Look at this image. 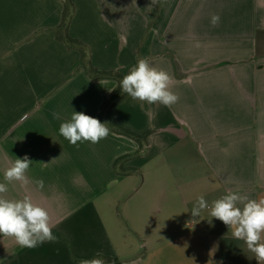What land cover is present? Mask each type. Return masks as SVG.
Masks as SVG:
<instances>
[{
    "label": "crops",
    "instance_id": "1",
    "mask_svg": "<svg viewBox=\"0 0 264 264\" xmlns=\"http://www.w3.org/2000/svg\"><path fill=\"white\" fill-rule=\"evenodd\" d=\"M71 1L68 33L87 45L94 68L124 76L149 58L172 77L179 100L166 107L125 95L110 108L113 123L148 133L143 146L109 125L97 144H70L60 124L73 111L107 122L103 106L119 81L90 74L59 40L64 0H0V182L27 155L28 194L59 237L34 249L0 237V264L97 255L121 264H257L226 225L191 209L200 196L209 204L228 192L264 197V0ZM7 186L9 198L25 194L18 182Z\"/></svg>",
    "mask_w": 264,
    "mask_h": 264
},
{
    "label": "clouds",
    "instance_id": "2",
    "mask_svg": "<svg viewBox=\"0 0 264 264\" xmlns=\"http://www.w3.org/2000/svg\"><path fill=\"white\" fill-rule=\"evenodd\" d=\"M210 23L214 27L218 25L220 16L212 15ZM171 80L169 73L154 66L149 58H139L120 80L119 89L122 94L141 104L158 103L171 107L179 100V96L170 90ZM53 116L59 119L57 113H53ZM108 125V122L102 123L83 112L73 111L70 119L60 124L59 134L74 146L77 142L97 144L108 137ZM32 163L27 155L16 158L4 171L5 182H0V237L14 239L22 249H34L44 243H56L59 240L53 232L54 225L48 209L35 203L28 194V186L32 181L27 173ZM12 182H18L25 190L22 197L9 198L6 195L7 185ZM34 183L39 189L44 188L42 179ZM204 210L226 225L235 240L243 241L254 254L257 264H264V197L253 199L238 192H228L209 204L204 196H200L191 209V215L194 218L200 217ZM78 264H106V261L97 255L91 259H82Z\"/></svg>",
    "mask_w": 264,
    "mask_h": 264
},
{
    "label": "trees",
    "instance_id": "3",
    "mask_svg": "<svg viewBox=\"0 0 264 264\" xmlns=\"http://www.w3.org/2000/svg\"><path fill=\"white\" fill-rule=\"evenodd\" d=\"M66 4V9L64 12L63 22L60 26L59 32H58V38L61 42H63L69 49H77L82 56V61L85 63V65L88 67V71L90 74H94L99 78H115L119 82L123 78V76L119 73H114L113 71H104V70H98L93 67L92 62L88 59L87 50L88 47L86 44H84L82 41L72 38L68 33V25H69V18L68 13L73 10V3L71 0H64ZM126 94H122L121 90L118 89V91L114 94L111 100L107 101L102 110V114H108L110 108L119 101L122 97H124ZM99 120L101 121V117H99ZM109 124V127H111L115 132L125 134L129 137H132L136 139L142 146L144 145V141L148 136V133L144 135H137L130 130H127L123 127L118 126L117 124L113 123L110 120L109 114L107 115V120ZM103 122V120H102ZM106 264H121L116 259H109L106 257H102Z\"/></svg>",
    "mask_w": 264,
    "mask_h": 264
},
{
    "label": "rangeland",
    "instance_id": "4",
    "mask_svg": "<svg viewBox=\"0 0 264 264\" xmlns=\"http://www.w3.org/2000/svg\"><path fill=\"white\" fill-rule=\"evenodd\" d=\"M117 208V207H116Z\"/></svg>",
    "mask_w": 264,
    "mask_h": 264
}]
</instances>
